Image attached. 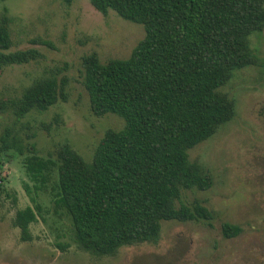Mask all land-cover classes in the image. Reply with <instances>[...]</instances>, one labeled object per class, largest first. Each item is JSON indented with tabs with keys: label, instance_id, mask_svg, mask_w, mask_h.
Masks as SVG:
<instances>
[{
	"label": "trees",
	"instance_id": "obj_1",
	"mask_svg": "<svg viewBox=\"0 0 264 264\" xmlns=\"http://www.w3.org/2000/svg\"><path fill=\"white\" fill-rule=\"evenodd\" d=\"M70 4L73 0H63ZM97 12H115L144 28V37L127 59L101 64L95 55L82 60V84L95 116L112 113L122 129L108 130L85 162L66 144L55 158L35 157L22 167L23 187L33 203L46 193L55 213L70 224L76 247L89 255L113 257L124 247L156 245L162 223L201 222L214 215L187 190L206 191L212 178L187 151L209 139L234 117L233 101L218 89L236 70L260 66L249 37L264 30V0H88ZM9 20L0 16V70L39 57L35 49L9 51ZM66 78L35 80L14 100L0 98V113L17 120L44 112L66 100ZM6 128L0 136V194L4 192L2 157L34 153L31 136ZM17 210L14 226L23 238L40 206ZM238 225L221 224L234 238Z\"/></svg>",
	"mask_w": 264,
	"mask_h": 264
},
{
	"label": "rangeland",
	"instance_id": "obj_2",
	"mask_svg": "<svg viewBox=\"0 0 264 264\" xmlns=\"http://www.w3.org/2000/svg\"><path fill=\"white\" fill-rule=\"evenodd\" d=\"M1 15L9 20V51L32 48L39 57L0 70V98L14 100L35 80L56 75L66 78V100L19 120L10 111L0 113V136L22 124V136H31L25 142L35 152L2 157L0 264H264V30L249 37L260 66L234 71L218 89L233 101L234 117L187 151L189 162L211 176L212 186L184 191L182 199H197L211 211L212 227L164 222L156 245L124 247L113 257L96 258L76 247L68 219L55 213L45 192L35 198L40 206L35 213L22 167L35 163V157L55 158L65 144L90 162L104 134L123 128L117 115L91 112L82 60L90 55L101 64L127 59L144 28L113 11L103 15L88 0H0ZM26 206L33 208L35 221L23 238L14 219ZM225 222L240 226L241 233L222 237Z\"/></svg>",
	"mask_w": 264,
	"mask_h": 264
}]
</instances>
